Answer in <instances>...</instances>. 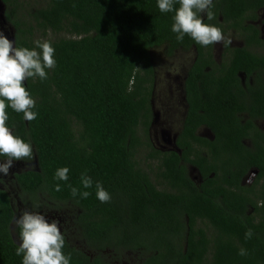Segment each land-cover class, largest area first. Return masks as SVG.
<instances>
[{"label": "trees", "instance_id": "trees-1", "mask_svg": "<svg viewBox=\"0 0 264 264\" xmlns=\"http://www.w3.org/2000/svg\"><path fill=\"white\" fill-rule=\"evenodd\" d=\"M2 1L15 47L48 40L55 48L48 78L25 81L37 118L25 121L9 107L7 125L32 145L37 162L14 175L20 199L77 211L81 245L62 233L70 264H264V207L257 206L264 201V129L257 124L264 120V52L256 50L264 40L244 21L256 18L264 0H213L215 18L202 15L223 32L220 17L241 31L244 45L225 46L221 61L214 44L203 47L187 35L177 41L174 12L161 13L157 0ZM161 45L169 54L196 50L185 78L181 151L160 150L150 139L151 49ZM202 126L213 138L198 133ZM61 167L69 168L67 181L55 179ZM252 170L254 182L243 183ZM82 173L92 188L83 189ZM96 182L109 202L97 199ZM72 187L91 195L73 198ZM15 216L13 196L0 187V264H22ZM242 247L247 256L238 255Z\"/></svg>", "mask_w": 264, "mask_h": 264}, {"label": "clouds", "instance_id": "clouds-1", "mask_svg": "<svg viewBox=\"0 0 264 264\" xmlns=\"http://www.w3.org/2000/svg\"><path fill=\"white\" fill-rule=\"evenodd\" d=\"M178 5V7L176 6ZM161 13L174 12L171 31L176 34V40L182 42L187 35L196 44L207 47L212 44H231V38H226L222 29L204 22L202 15L206 14L209 21L215 18L212 11L213 0H157ZM14 42V40H13ZM13 42L0 33V173L8 176L14 161L30 162L33 159V148L19 136L13 134L7 125L10 107L16 113H22L25 121H34L38 113L33 111L36 101L25 87L29 79L48 78V70L56 67L55 48L48 40L34 41V47H15ZM68 167L58 168L55 179L68 180ZM83 189L93 187V180L86 174H81ZM96 197L102 203L110 201V193L102 183H95ZM55 191H61V185H55ZM73 198L87 199L91 193L71 188ZM264 207V201L257 203ZM15 223L20 228L19 246L16 255L22 256V264H70L71 255H65V237L59 226V221H49L40 212H23ZM253 230L247 229L245 239H251ZM238 255L247 256L248 251L240 248Z\"/></svg>", "mask_w": 264, "mask_h": 264}, {"label": "rangeland", "instance_id": "rangeland-1", "mask_svg": "<svg viewBox=\"0 0 264 264\" xmlns=\"http://www.w3.org/2000/svg\"><path fill=\"white\" fill-rule=\"evenodd\" d=\"M41 5V3H37ZM264 10L259 13V20L262 19L260 25H264ZM229 29L224 33L225 37L231 38V47L242 45L243 39L237 33L236 30ZM8 39L13 42L14 31L11 26L6 25L0 31ZM63 34L50 33L49 37H58ZM225 45L223 43L214 44V53L218 60H222L224 57ZM259 52H264V44L262 48H257ZM196 57V50L194 47L185 49L179 48L172 54L168 53V47L161 45L151 49V61L154 67V83L152 86V109L155 112L153 123L150 127V139L154 147L160 150L175 149L172 144L174 134L180 130L183 116L185 115V109L187 107L184 93L181 83L185 80L186 72L193 63ZM186 106V107H185ZM259 127L264 129V120L257 121ZM142 160L144 167L151 161L148 160L144 153L138 155ZM3 161V159H0ZM37 167L35 160L25 163L23 161H14L12 168L8 176H2L0 173V187L5 188L13 196L15 200L16 216L15 220L25 211L28 212H40L44 214L49 221H59L61 232H65L73 245L80 246L79 235L75 230V223L73 222L76 215V209L73 205L62 206L61 208L56 202L47 201L49 205L42 203L39 207H34L29 203H24L20 197L17 187L14 182V175L20 171ZM191 170V175L194 174V168ZM28 199V198H27ZM13 223V227L17 224Z\"/></svg>", "mask_w": 264, "mask_h": 264}, {"label": "flooded vegetation", "instance_id": "flooded-vegetation-1", "mask_svg": "<svg viewBox=\"0 0 264 264\" xmlns=\"http://www.w3.org/2000/svg\"><path fill=\"white\" fill-rule=\"evenodd\" d=\"M261 10H264V7L261 8V9H258L257 12H256V18L253 19V18H245V23H249V22H253L255 26L258 27V30H259V36L264 40V25H260V23L262 22V19L259 20V13ZM5 11H6V7H5V4L3 3L2 0H0V31L2 30V28H4L6 25H9L12 27L11 23L7 20L6 16H5ZM264 16V15H263ZM219 21V22H218ZM217 22L221 25L222 27V24L225 28V32L223 33H226L229 29L227 28H230V29H233V30H236L237 33L240 35L241 31L237 28H233V27H229V25L227 23L224 22V19L222 17L219 18V20H217ZM222 23V24H221ZM12 29L14 30V28L12 27ZM227 30V31H226ZM14 40V39H13ZM230 45V44H229ZM232 45V44H231ZM230 45V46H231ZM244 45V42L242 43V45H239V46H243ZM237 47V46H236ZM258 48H262V47H258ZM214 51V50H213ZM224 52H227V49H224ZM215 55V59L218 60L216 58V54L214 53ZM220 61V60H218ZM190 68V67H189ZM188 72V70H187ZM187 72H186V75H187ZM186 78V76H185ZM185 81L186 80H183L182 83H181V86H182V90H183V93H184V99H185ZM185 102H186V99H185ZM187 105V103H186ZM186 107V106H185ZM187 109V107H186ZM185 109V111H186ZM184 117V116H183ZM181 127H182V123H181ZM181 127H180V130H181ZM263 129V128H262ZM180 130L177 131V133L174 134V137H173V140H172V144H173V147L175 148L174 150H178L179 147L176 143L177 141V137H178V134L180 132ZM198 133L204 137H207V138H213V133L212 131L209 129V128H206V127H200L198 129ZM247 144H250L249 141H246ZM169 150V149H167ZM178 151H181L180 149ZM190 168H192L191 166H189ZM191 170L193 169H190V175H191ZM191 177H193L195 180H199L201 179V174L199 171H197L195 168H194V174L191 175ZM254 182V177H250L249 175L245 176V178L243 179V183H248L249 185H251L252 183Z\"/></svg>", "mask_w": 264, "mask_h": 264}, {"label": "water", "instance_id": "water-1", "mask_svg": "<svg viewBox=\"0 0 264 264\" xmlns=\"http://www.w3.org/2000/svg\"><path fill=\"white\" fill-rule=\"evenodd\" d=\"M13 44H14V42H13ZM257 173V171L256 170H252V172L250 173V177H253L255 174Z\"/></svg>", "mask_w": 264, "mask_h": 264}]
</instances>
